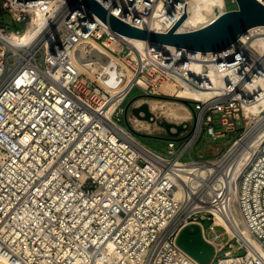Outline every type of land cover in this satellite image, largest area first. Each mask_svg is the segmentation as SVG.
<instances>
[{
	"label": "built area",
	"instance_id": "2783aa9c",
	"mask_svg": "<svg viewBox=\"0 0 264 264\" xmlns=\"http://www.w3.org/2000/svg\"><path fill=\"white\" fill-rule=\"evenodd\" d=\"M49 1L0 0V14L17 26L0 25V258L9 264H199L176 244L185 226L197 224L215 248L210 264H263L252 242L264 249V138L237 174L230 156L248 130L245 108L264 98V47L254 45L264 39V30L254 29L264 26L224 51L192 52L117 33L75 0ZM95 1L128 25L166 34L190 0ZM228 12L225 6L216 19ZM36 13L43 19L32 36L12 43L8 37L22 36ZM91 42L130 74L118 94L101 85L109 79L102 67L108 56ZM81 66L98 71L91 76ZM163 85L205 96L169 97ZM135 88L144 95L134 106L173 101L189 111L178 120L163 109L152 112L184 125L171 136L168 155L137 137L169 134L143 121L150 125L145 130L126 110ZM240 126L220 156L192 157L202 132L217 140ZM207 165L214 170L196 173Z\"/></svg>",
	"mask_w": 264,
	"mask_h": 264
},
{
	"label": "water",
	"instance_id": "95a60500",
	"mask_svg": "<svg viewBox=\"0 0 264 264\" xmlns=\"http://www.w3.org/2000/svg\"><path fill=\"white\" fill-rule=\"evenodd\" d=\"M75 1L85 5L117 33L134 39L149 40L152 44L170 45L192 52L218 53L224 51L232 47L250 29L264 26V6L256 0H236L238 6L236 10L220 15L201 29L178 33L177 30L186 16L184 5V13L166 34L145 31L128 25L111 15L95 0ZM137 100H132L126 105V110H130L137 119L150 124H158L170 136H176L184 129V125L169 123L163 118L156 119L147 103L134 106ZM181 102L190 104L188 101L181 100ZM172 129H175L177 133L172 132ZM176 244L199 264H210L214 259L215 248L204 239L201 227L197 224L185 226L179 232Z\"/></svg>",
	"mask_w": 264,
	"mask_h": 264
},
{
	"label": "bare ground",
	"instance_id": "6f19581e",
	"mask_svg": "<svg viewBox=\"0 0 264 264\" xmlns=\"http://www.w3.org/2000/svg\"><path fill=\"white\" fill-rule=\"evenodd\" d=\"M49 4L53 5L54 1L50 0ZM225 6L226 5L224 3V0H190L188 4V12L185 16L184 21L179 26L177 32L184 33L198 30L207 26L209 23L216 19L218 14L225 11ZM42 19V13L34 14L30 27L24 31V34L22 36L11 35L10 37H8L9 40L14 44H20L23 41H26L32 36L36 26L41 23ZM254 30L264 29L258 28ZM91 44L96 50L108 56V61L105 64H102V67L105 68V72L108 74L109 79L106 82L101 83V85L107 92L118 94L123 90V87L121 86L122 77L126 76L129 79L130 74L119 68V60H117L113 55L102 49L98 44L94 42H91ZM254 45H260L261 47H264V39L256 40L254 42ZM79 68L82 72L89 73L91 76H94V73L98 71L97 67H91L90 70L82 66ZM160 91L166 94V96H176L180 99L191 98L193 100H199L205 96L189 90H178L170 85H163L160 88ZM143 103L148 104L151 112H154L155 109H163L164 114L167 117L175 120L189 118V111L182 103H173L171 101H163L162 103H159L157 101H144L139 102L138 106ZM263 113L264 98L262 101L245 108L248 130L245 133L242 141L238 145H236L233 153L230 156L231 161L234 162V166L231 170L232 173L237 174L239 172L242 165L257 150L260 141L262 140V138H264V116H262ZM137 121L145 127V130L149 129L150 125L148 123H145L139 119ZM213 162L214 161H211L209 164H213ZM213 166L214 165H207L205 167L199 168L196 173L198 175L204 176L208 172V170H214ZM229 166L230 164L227 166V169L229 168ZM185 171L186 173H191L193 172V168L187 167ZM247 239L252 241V239H250L249 237H247ZM252 244L260 254V256L264 258V249L261 247V245L254 241L252 242ZM250 254V256H252L255 260H261V258H259V256L257 257V254L253 250H250ZM0 264L9 263L0 258Z\"/></svg>",
	"mask_w": 264,
	"mask_h": 264
},
{
	"label": "rangeland",
	"instance_id": "374dc122",
	"mask_svg": "<svg viewBox=\"0 0 264 264\" xmlns=\"http://www.w3.org/2000/svg\"><path fill=\"white\" fill-rule=\"evenodd\" d=\"M234 0H224V3L227 7V9L229 11L236 9L237 3L233 2ZM0 25H9L11 26V29L14 30L15 28H17V26L14 25V23L12 22L10 16L8 14H0ZM22 28V26L20 27ZM144 94L142 93V91L138 88H135L132 90V92L130 93V95L128 96V98L126 99V102L124 104V106L126 107V105L135 99H139L141 96H143ZM173 102V101H171ZM180 103V102H179ZM262 116H264V114H262ZM124 120V116L122 117ZM123 127L127 128L126 124L122 123ZM242 126H240L237 130L236 133L231 134V135H227V137L225 138H220L217 140H213L211 138H206L204 132L201 133L200 138L197 140V142L194 144V146L192 147L191 153H192V157L194 159H199V158H203V159H209V158H215L221 155V153L231 144V142L234 140V138L239 134V132L242 130ZM138 139L145 144L146 146L150 147L153 150H156L164 155H168V142L171 138L170 135L168 136H164V135H155V136H151V135H146V134H140L138 133L137 135ZM181 145L180 142L176 143V148H179ZM185 160L189 159V157H185ZM209 225L210 222L209 221H203V226L207 232V234L210 236L209 234ZM243 252H241L240 254H242Z\"/></svg>",
	"mask_w": 264,
	"mask_h": 264
}]
</instances>
